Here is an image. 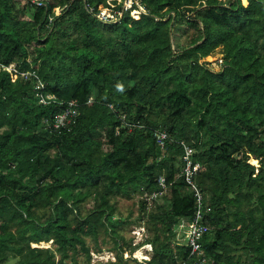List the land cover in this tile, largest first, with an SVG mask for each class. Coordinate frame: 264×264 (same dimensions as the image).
Returning a JSON list of instances; mask_svg holds the SVG:
<instances>
[{
    "label": "trees",
    "instance_id": "1",
    "mask_svg": "<svg viewBox=\"0 0 264 264\" xmlns=\"http://www.w3.org/2000/svg\"><path fill=\"white\" fill-rule=\"evenodd\" d=\"M45 1L0 0V264L89 263L110 240L116 260L98 264H138L145 243L149 264H190L176 240L197 207L181 139L201 164L209 264H264V0H140L139 19L108 22L96 15L108 0ZM217 48L214 70L205 57ZM10 64L37 68L45 85L12 80ZM38 92L77 99L76 123L54 127L64 104ZM161 175L171 191L150 207L142 193ZM135 194L149 230L136 243L114 201Z\"/></svg>",
    "mask_w": 264,
    "mask_h": 264
},
{
    "label": "built area",
    "instance_id": "2",
    "mask_svg": "<svg viewBox=\"0 0 264 264\" xmlns=\"http://www.w3.org/2000/svg\"><path fill=\"white\" fill-rule=\"evenodd\" d=\"M36 4H46L45 0H32ZM121 13V11L119 12ZM99 18L103 20H110L116 17V12L114 11H105L101 10L97 14ZM30 60V59H29ZM219 65L223 63V58H219L218 62ZM10 67L11 70L14 71L12 74V79H16L19 75H22L24 79H36L37 87H43L45 85V82L40 77L38 69H30V70H19L15 67L14 64ZM15 75V76H13ZM40 95L39 102L48 104V103H58V104H64L62 109H58L53 117H52V123L54 127H66L70 128L76 123L77 116L80 111V102L76 99L68 100L67 102L64 100H61L58 95H56L53 92H38ZM94 98L91 96L87 103L90 104ZM126 123V122H125ZM129 126L134 125L132 123H128ZM118 132V129H117ZM154 136L156 138L157 143L163 148V152H166V140L169 137V133L164 129L156 130L154 133ZM183 147H184V154L183 159L184 165L182 166L181 173L185 176V179L187 181V187L192 189L197 198L196 203L197 207L196 210L192 216L191 219L183 220L179 224L180 231L184 233V238L186 240V243L191 247L190 248V256L191 260L190 264H209V257L207 255L206 250L202 246V239L209 229V225L205 222V209L203 206V193L195 181V175L199 170V167L201 164L198 161H194L192 159V156L195 152V147L185 140L181 141ZM171 185L172 182L167 180L166 175H161L158 179V185L157 188L154 189L152 192H145L144 197L147 199V202L150 207L154 206L157 207L158 204L162 203V197L164 194L171 191ZM142 228L144 229V226L142 225ZM145 245H150L148 247L149 251H146V253L142 255L141 258L142 264H149L148 260L152 257V245L150 243H147ZM114 257V254H112ZM111 257V258H113ZM115 259V257H114ZM140 260V261H141ZM212 261V260H211ZM180 264H189L185 261L181 262Z\"/></svg>",
    "mask_w": 264,
    "mask_h": 264
},
{
    "label": "rangeland",
    "instance_id": "3",
    "mask_svg": "<svg viewBox=\"0 0 264 264\" xmlns=\"http://www.w3.org/2000/svg\"><path fill=\"white\" fill-rule=\"evenodd\" d=\"M118 1V0H116ZM243 4L247 2V0H242ZM112 6L115 4H112L110 2H106L104 3V6ZM115 7V6H113ZM101 8V5H99V9ZM106 8V7H105ZM103 9V8H102ZM117 10V8H115ZM59 10V8H57V11ZM108 10V8H107ZM137 14V13H135ZM222 50H220V48H217L215 50V52H212L211 54L207 55L205 58L207 61H212L208 63V66L213 67L214 70H219L221 66H219V64L217 63L219 58L221 56H223V52H221ZM13 65L10 64L8 67H12ZM15 76V75H13ZM4 129L0 128V130ZM145 192L142 193V196L144 197ZM140 194H135L133 197H127L124 195H118L116 197V199H114L115 203L117 204V210L119 214H122L121 216L123 217H129L131 220L130 222H126L121 226V231L122 234L126 237V238H132L133 241L136 242H140L142 241L145 237L149 236V230L147 228V226L144 227V229L142 228L141 224H143V222L139 225V223L141 222V218H142V212H141V207H140V199L141 197ZM92 202H90L89 205H91ZM88 205V206H89ZM145 219V218H144ZM143 221V220H142ZM157 228L160 229L161 228V224H156ZM181 237V235H180ZM182 238H178L176 240H180ZM89 244L91 247H93V241L88 238ZM49 244H51L52 246L54 245L51 241H47L44 242V246H49ZM112 241H108L107 243H103L102 244V249L103 251H97L95 248H91V258H90V262L86 263L84 260V256L80 255L79 256V260H80V264H98L99 261H106L108 259H112L114 260V257L112 256V254H114V252L109 248L110 245H112ZM172 244H174V242H172ZM50 245V246H51ZM148 247H150V245H144L143 247L141 246L139 249H137L136 252H133L132 256L136 257V253L138 254V256L142 257L143 253L145 254L146 251L148 250ZM130 254L129 252L124 253V255H128ZM106 256V257H105ZM113 257V258H110ZM137 259V258H136ZM14 260V259H13ZM138 260V259H137ZM141 260V258H140ZM142 261V260H141ZM130 264H135L134 259L130 260Z\"/></svg>",
    "mask_w": 264,
    "mask_h": 264
},
{
    "label": "clouds",
    "instance_id": "4",
    "mask_svg": "<svg viewBox=\"0 0 264 264\" xmlns=\"http://www.w3.org/2000/svg\"><path fill=\"white\" fill-rule=\"evenodd\" d=\"M107 2H110V3H112V4H122V8L121 9H115L116 8V6L115 5H112V6H110V5H108V6H104V4H101V8L99 9V7L97 8V11H96V15L98 14V12L99 11H101V10H104L105 9V7L106 8H108V10H107V12H109V11H114V12H116V17L115 18H113V19H110V20H103V19H101V20H103V21H105V22H108V21H112V20H117L118 19V17L119 16H121V15H123V13L125 12V11H129V13H130V15H132V16H134V18L135 19H139L140 18V16H141V14L143 13V12H146V8H145V6H144V4L140 1V0H118L116 3L114 2V0H108ZM248 3V0H247V2L246 3H244V4H247ZM87 6H89L88 4H86ZM113 6H115V7H113ZM57 8H59V7H57ZM89 8H90V10L92 11V12H94L95 13V10H94V8L93 7H91V6H89ZM103 8V9H102ZM121 11V13H119ZM56 12L57 13H59L60 12V8H59V10L57 11V9H56ZM135 13H137V14H135ZM98 16V15H97ZM99 17V16H98ZM221 58V57H220ZM222 64H220L219 66H221ZM28 70H30V69H28ZM11 71V77H12V74L14 73V71L13 70H10ZM13 80V79H12ZM77 100V99H76ZM67 102V101H66ZM110 106H113V104L111 103L110 104ZM62 109V108H61ZM56 112V111H55ZM164 130H166V129H164ZM167 131V130H166ZM168 132V131H167ZM169 133V132H168ZM182 140H185V139H181V140H179L180 141V143H181V141ZM186 142H188L189 144H191V145H193L192 143H190L188 140H185ZM182 144V143H181ZM154 207V206H153ZM158 207V206H157ZM156 207V208H157ZM185 221V220H184ZM181 222V221H180ZM179 222V223H180ZM177 224L176 226H177V231H176V233L178 234V236H176V237H178V238H182V239H180V240H177V241H179V242H181V243H184L183 241L185 240V238H184V233L183 232H181L180 231V224ZM140 225V224H139ZM144 226L145 227V224H141V226ZM180 235H181V237H180ZM177 239V238H176ZM52 242V241H51ZM135 243V242H134ZM44 244V243H43ZM145 244H147V243H145ZM145 244H143V245H141L142 247L145 245ZM151 244V243H150ZM51 244H49V246H50ZM174 245V244H173ZM141 246H139V248L141 247ZM139 248H137V249H139ZM137 249L134 251V252H136L137 251ZM126 252H129V251H125L124 253H126ZM151 254H152V252H150ZM129 255V254H128ZM128 255H126V256H128ZM114 257H115V259L114 260H116V256H115V253H114ZM139 257L140 256H136V258L138 259V261H139V263L138 264H142V261H140V259H139ZM111 258V257H110ZM210 258V257H209ZM151 259V258H150ZM108 260H112V259H108ZM108 260H106V261H108ZM212 260V259H211ZM148 262H149V260H148Z\"/></svg>",
    "mask_w": 264,
    "mask_h": 264
},
{
    "label": "bare ground",
    "instance_id": "5",
    "mask_svg": "<svg viewBox=\"0 0 264 264\" xmlns=\"http://www.w3.org/2000/svg\"><path fill=\"white\" fill-rule=\"evenodd\" d=\"M104 10H105V11H107V9H104ZM135 255H136V256H138V254H137V253H136ZM105 257H106V256H105Z\"/></svg>",
    "mask_w": 264,
    "mask_h": 264
}]
</instances>
